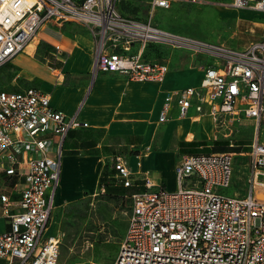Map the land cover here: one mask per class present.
Listing matches in <instances>:
<instances>
[{"label": "built area", "instance_id": "obj_1", "mask_svg": "<svg viewBox=\"0 0 264 264\" xmlns=\"http://www.w3.org/2000/svg\"><path fill=\"white\" fill-rule=\"evenodd\" d=\"M196 2V0H190ZM151 10L171 0H149ZM237 9L264 13V0H229ZM67 23L87 28L95 41L94 73H118L131 82L163 84L169 66L144 54L149 44L207 53L215 63L203 68L196 86L166 90L159 123L176 108L208 116L217 129L233 131L241 117L264 120V34L243 50L207 43L123 16L117 0H0V67L33 42L41 29ZM54 49L61 50L59 45ZM51 105L50 94L28 87L0 90V171L15 178L19 198L0 194L8 229L0 231L2 264H57L61 237L47 235L60 181L69 131L87 127ZM234 154L184 155L175 166L177 189L154 185L131 194L125 235L111 264H264V144L257 138L247 154L248 191L229 195ZM140 166V162L138 163ZM113 178L132 187L137 172L125 158L113 160ZM104 191V189H103Z\"/></svg>", "mask_w": 264, "mask_h": 264}, {"label": "crops", "instance_id": "obj_2", "mask_svg": "<svg viewBox=\"0 0 264 264\" xmlns=\"http://www.w3.org/2000/svg\"><path fill=\"white\" fill-rule=\"evenodd\" d=\"M35 40L42 41L43 48L46 45L45 48L50 46L54 49L59 45L61 50L57 53L55 49H43L36 55ZM35 40L12 61L0 67V75L5 76L0 82V90L20 91L28 87L41 89L50 94L53 108L65 116H77L88 124L87 127L69 131L65 140L60 181L55 196L58 208L46 230L47 235L60 233L54 230L59 210L84 192H93L100 187L107 161H113L117 155H122L131 170L138 173L132 187H123L126 191L121 196L130 198L134 192L145 190L142 184L144 174L150 176L153 189L162 186L172 192L177 189L175 166L184 155L223 153L208 147L216 143L212 140L217 134L226 136L227 129H217L211 118L198 117L193 108L183 119L179 118L177 109L173 108L169 121H158L165 91L198 85L203 76V68L215 63L211 55L207 54L213 58L210 64L194 60L195 64L197 62L194 67L182 70H171L169 63L165 62L169 66V73L163 84L141 83L131 82L118 73H94L95 41L90 31L79 24L67 23L59 30L43 28ZM149 45L144 56L155 61L146 56ZM30 46L33 48L27 50ZM194 57L196 55L191 56L192 60ZM92 71V80H89ZM175 72L180 76L178 82L170 80ZM252 122L256 124L252 119L241 117L232 123L233 131L244 123ZM262 122L258 137L264 144V120ZM228 141L226 143L233 145ZM233 154L234 159H237L236 154ZM247 154L245 160H241L246 170ZM244 176V184L247 185V171ZM16 182L15 178H9L0 171V194H7L12 200H17L19 192L16 190ZM114 185L120 186L121 183ZM247 191L230 195L243 196ZM8 227L0 210V231Z\"/></svg>", "mask_w": 264, "mask_h": 264}, {"label": "rangeland", "instance_id": "obj_3", "mask_svg": "<svg viewBox=\"0 0 264 264\" xmlns=\"http://www.w3.org/2000/svg\"><path fill=\"white\" fill-rule=\"evenodd\" d=\"M118 11L140 21H151L170 32L186 35L207 43L218 44L232 49H244L262 39L264 34V13L249 9H237L229 0H171L168 9L151 10L149 0H117ZM35 53L43 49L52 50L50 46L41 47L42 41L35 40ZM45 44V43H43ZM146 56L152 60L169 63L171 70L194 67L195 61L211 63L213 58L207 53L178 49L167 44H150ZM30 46L27 50L32 49ZM195 56L192 60L191 56ZM197 64V62H196ZM195 64V65H196ZM93 71L89 76L92 80ZM0 75V82L4 78ZM91 77V78H90ZM170 80L178 82L177 72ZM263 122L244 123L226 136L217 134L208 149L235 153L233 179L231 186L224 190L227 194L243 193L248 189L244 184L246 168L241 160L246 158L250 145ZM225 133V132H224ZM229 140L233 145L226 143ZM228 141V142H229ZM201 153V151H195ZM112 159L107 161L102 175L110 184L120 181L109 177L112 175ZM131 198L121 195H109L98 187L93 192H84L82 196L71 200L58 212L54 230L61 237L57 264H111L126 229L130 214Z\"/></svg>", "mask_w": 264, "mask_h": 264}, {"label": "trees", "instance_id": "obj_4", "mask_svg": "<svg viewBox=\"0 0 264 264\" xmlns=\"http://www.w3.org/2000/svg\"><path fill=\"white\" fill-rule=\"evenodd\" d=\"M112 175L114 174V170L112 169ZM105 174H103L101 176V179H100V187L101 188H104L106 193L109 194V195H121V194H125V191H126V188H123V186L121 187L120 186H115L114 184H110L107 182V180L105 181Z\"/></svg>", "mask_w": 264, "mask_h": 264}]
</instances>
